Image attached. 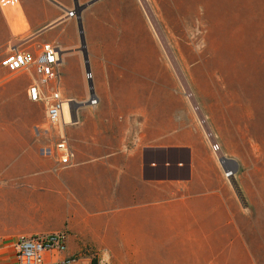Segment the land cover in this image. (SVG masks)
Returning a JSON list of instances; mask_svg holds the SVG:
<instances>
[{
    "label": "crops",
    "instance_id": "0c3cea01",
    "mask_svg": "<svg viewBox=\"0 0 264 264\" xmlns=\"http://www.w3.org/2000/svg\"><path fill=\"white\" fill-rule=\"evenodd\" d=\"M73 7V0H19L0 8V59L10 50L56 44L64 95L77 102L70 111L75 123L63 128L75 164L62 168L41 154L48 140L33 133L44 121L42 104L26 94L33 73L0 65L1 264H13L18 236L58 231L67 232V248L46 264H264V221L241 206L199 133L161 138L158 127L130 123L136 110L106 108L96 90L98 104L81 105L83 56L77 21L66 15ZM145 53L87 51L93 75L95 55L126 60ZM121 66L127 67L112 64L106 75Z\"/></svg>",
    "mask_w": 264,
    "mask_h": 264
},
{
    "label": "rangeland",
    "instance_id": "374dc122",
    "mask_svg": "<svg viewBox=\"0 0 264 264\" xmlns=\"http://www.w3.org/2000/svg\"><path fill=\"white\" fill-rule=\"evenodd\" d=\"M81 21L87 51L150 52L95 55L93 88L105 107L136 110L130 123L158 127L161 138L199 133L212 153L211 134L241 206L264 221V0H97ZM114 63L127 67L106 75ZM77 89L89 97L85 78Z\"/></svg>",
    "mask_w": 264,
    "mask_h": 264
},
{
    "label": "built area",
    "instance_id": "2783aa9c",
    "mask_svg": "<svg viewBox=\"0 0 264 264\" xmlns=\"http://www.w3.org/2000/svg\"><path fill=\"white\" fill-rule=\"evenodd\" d=\"M19 0H0V8L17 5ZM68 17H75V9L67 11ZM0 65L10 73L20 71L32 72L33 81L29 84L26 94L30 101L42 104L44 121L33 127L35 138H46L48 143L40 147L43 155H51L62 168L75 164V151L69 144L64 134V126L74 124L70 116L68 121L64 119L65 107L70 112L77 102L64 95L63 73L60 67L59 48L51 42H42L35 46L34 50H10L1 59ZM85 80H92L91 71H84ZM85 102L94 106L98 103V97L94 93ZM207 140L210 149L217 156L219 144ZM226 178L230 171L223 170ZM67 248V232L58 231L31 236H18L11 245L13 264H46V258L57 256ZM1 253V248H0ZM75 258H68L64 262L70 264ZM55 264V263H51Z\"/></svg>",
    "mask_w": 264,
    "mask_h": 264
},
{
    "label": "water",
    "instance_id": "95a60500",
    "mask_svg": "<svg viewBox=\"0 0 264 264\" xmlns=\"http://www.w3.org/2000/svg\"><path fill=\"white\" fill-rule=\"evenodd\" d=\"M95 1H97V0H90L87 3L80 5L78 3V0H73V4H74L73 9H75V12H76L77 29H78L79 40H80V48H79V50L81 51L82 56H83L85 72H89L90 71V67H89L88 54H87V50H86V46H85V37H84L83 25H82V21H81V12L88 5L94 3ZM87 84H88V87H89V97H92L94 95V89H93L92 80H88ZM82 104H88V102H83V103H81V105ZM226 169L227 168H224V170H226Z\"/></svg>",
    "mask_w": 264,
    "mask_h": 264
},
{
    "label": "bare ground",
    "instance_id": "6f19581e",
    "mask_svg": "<svg viewBox=\"0 0 264 264\" xmlns=\"http://www.w3.org/2000/svg\"><path fill=\"white\" fill-rule=\"evenodd\" d=\"M65 113H64V119L65 121H68L70 118V112L67 110V108L65 107Z\"/></svg>",
    "mask_w": 264,
    "mask_h": 264
}]
</instances>
